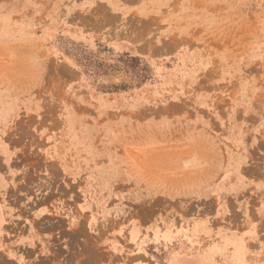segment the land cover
Instances as JSON below:
<instances>
[{
    "label": "rangeland",
    "instance_id": "1",
    "mask_svg": "<svg viewBox=\"0 0 264 264\" xmlns=\"http://www.w3.org/2000/svg\"><path fill=\"white\" fill-rule=\"evenodd\" d=\"M0 264H264V0H0Z\"/></svg>",
    "mask_w": 264,
    "mask_h": 264
}]
</instances>
